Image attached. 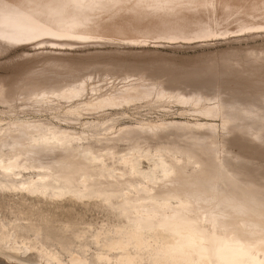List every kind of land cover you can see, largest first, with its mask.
<instances>
[{"label": "bare ground", "instance_id": "1", "mask_svg": "<svg viewBox=\"0 0 264 264\" xmlns=\"http://www.w3.org/2000/svg\"><path fill=\"white\" fill-rule=\"evenodd\" d=\"M263 28L264 0H0V38L11 41H191ZM159 93L133 84L100 107H116L130 97L151 101ZM217 114L214 104L204 116ZM226 125L224 120L223 129ZM196 126L201 132L207 125ZM153 127L123 129L116 135L134 139L147 132L157 138L168 134L165 121ZM194 139L200 143L192 146L193 162H183L165 148L154 154L132 148L115 166V152L79 150V139L52 122L0 125V196L15 203L13 219L2 222L0 242L15 237V249L24 228L33 235L30 250L59 244L61 251L46 253V264H264V212L244 202L248 195L234 179L230 182L236 192L218 189L224 179L220 148L215 140L206 142L210 136L199 134L189 141ZM210 147L215 150L208 151ZM50 151L55 162L38 160ZM199 194L205 198L195 201ZM65 198L74 203H54ZM223 200L228 206L216 209ZM77 206L81 213L100 215L101 224L85 221L82 214L73 216ZM62 210L67 212L65 222L58 213ZM90 247L95 248L91 256Z\"/></svg>", "mask_w": 264, "mask_h": 264}, {"label": "rangeland", "instance_id": "2", "mask_svg": "<svg viewBox=\"0 0 264 264\" xmlns=\"http://www.w3.org/2000/svg\"><path fill=\"white\" fill-rule=\"evenodd\" d=\"M125 41L0 38V98L4 99H0L1 127L15 122H52L57 130H67L79 139V150H91L96 155L115 152V161H111L117 162L115 166L132 148L143 154L165 148L183 162H193L192 146L200 142L189 138L210 136L206 142L215 140L220 148L218 163L224 179L218 189L236 192L230 182L234 179L248 195L244 202L260 206L264 212V28L191 41ZM133 84L160 93L151 101L123 98L119 106L101 109L103 100L127 93ZM214 104L218 106V119L204 116ZM224 120L226 129L222 127ZM161 121L169 130L159 138L150 132L134 139L116 135L123 129L154 128ZM197 122L206 128L199 132ZM111 128L112 132L105 131ZM213 150L215 147L208 151ZM38 160L53 163L56 154L50 151ZM204 198L199 194L193 199ZM0 201L4 202V208H0L1 230L2 222L13 219L15 203L8 196H0ZM223 201L216 204V209L228 206ZM48 203L54 207L52 201ZM54 203L70 207L74 201L65 198ZM82 209L77 206L72 215L79 218L82 214L85 221L101 224L100 215L81 213ZM63 212L58 213L65 222L67 212ZM20 233L15 249V237L0 242V264H46L48 251H61L56 243L43 251L30 250L33 235L24 228ZM87 250L91 256L95 248ZM74 251L82 254V250ZM63 261L69 263V256L64 255Z\"/></svg>", "mask_w": 264, "mask_h": 264}, {"label": "snow or ice", "instance_id": "3", "mask_svg": "<svg viewBox=\"0 0 264 264\" xmlns=\"http://www.w3.org/2000/svg\"><path fill=\"white\" fill-rule=\"evenodd\" d=\"M3 58H0V61H2Z\"/></svg>", "mask_w": 264, "mask_h": 264}]
</instances>
